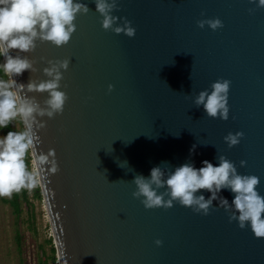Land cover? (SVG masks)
<instances>
[{"label": "water", "instance_id": "water-1", "mask_svg": "<svg viewBox=\"0 0 264 264\" xmlns=\"http://www.w3.org/2000/svg\"><path fill=\"white\" fill-rule=\"evenodd\" d=\"M80 2L91 10L77 18L70 43L37 41L23 54L36 71L15 78L46 79L48 60L71 61L61 82L69 100L62 115L44 118L37 149H54L60 167L51 176L41 169L39 185L58 264H264V239L229 223L223 209L146 210L130 182L162 161L200 168L224 155L239 174L259 177L264 196V9L249 15V0H120L113 14L131 21L136 35L128 38L104 31L92 0ZM214 18L222 29L197 26ZM218 79L231 81L227 121L194 103ZM229 132L244 134L231 149ZM217 195L234 199L229 190Z\"/></svg>", "mask_w": 264, "mask_h": 264}, {"label": "clouds", "instance_id": "clouds-1", "mask_svg": "<svg viewBox=\"0 0 264 264\" xmlns=\"http://www.w3.org/2000/svg\"><path fill=\"white\" fill-rule=\"evenodd\" d=\"M95 12L99 14L102 29L116 35L123 34L134 38L136 29L131 21L117 17L120 0H92ZM255 5L249 8V15L257 9H264V0H249ZM88 4L80 0H0V130L19 123L22 128L7 131L0 137V198H11L22 190L32 191L43 181L41 169H47L49 176L58 174L60 167L54 149L37 154L40 136L46 128L44 118L55 119L63 114L69 100L62 91L63 73L69 69L70 60H48L43 69L46 79L17 82L24 72L36 71L34 61L28 53L35 52L37 41L50 43L56 48L67 46L76 32V20L90 12ZM203 16L204 13H201ZM197 26H207L212 31L224 27L219 18L202 19ZM12 52H16L13 56ZM231 81L218 79L195 96L196 107L203 106L207 117L227 121L229 119L228 94ZM66 87V85H63ZM113 91V86H108ZM32 93L47 94L43 102L38 101ZM243 132H229L224 142L231 149L238 146L243 139ZM196 145L190 150L195 151ZM33 160V167L29 161ZM218 166L205 160L202 167L196 168L191 162L171 168L169 162L162 161L151 169L150 175L135 174L130 182L136 190L134 199L140 201L146 210H168L179 204L191 209L196 214L208 216L211 211L223 209L228 214L229 223L237 222L241 230L250 228L254 237L264 239V196L258 192L259 177L238 173L235 164L224 155H217ZM245 162H240L244 167ZM39 170V171H38ZM163 189V191H161ZM222 190H229L234 199L229 203L218 197ZM207 191L211 195L205 199ZM218 207L213 201L218 200ZM156 240L157 247L162 246Z\"/></svg>", "mask_w": 264, "mask_h": 264}, {"label": "rangeland", "instance_id": "rangeland-1", "mask_svg": "<svg viewBox=\"0 0 264 264\" xmlns=\"http://www.w3.org/2000/svg\"><path fill=\"white\" fill-rule=\"evenodd\" d=\"M13 131L20 130L22 125L14 124ZM0 130V137L4 135ZM33 167V160L31 161ZM30 204H23L19 219L12 209L0 201V264H38L40 257L50 255L49 239L53 233L44 199L35 197L34 190L29 191ZM22 235V251L18 248L16 232ZM49 264H58L49 261Z\"/></svg>", "mask_w": 264, "mask_h": 264}, {"label": "trees", "instance_id": "trees-1", "mask_svg": "<svg viewBox=\"0 0 264 264\" xmlns=\"http://www.w3.org/2000/svg\"><path fill=\"white\" fill-rule=\"evenodd\" d=\"M0 63H3L2 57H0ZM0 75H2V73H0ZM13 126L14 124L10 125L8 128H5L3 131L4 135L7 133V131H13V128H14ZM31 161L32 159H30L29 161L30 167H31ZM34 193H35V197L42 199L43 196H42L40 186L34 189ZM29 196L30 194L28 190H22L19 193H14L11 198H0V201L3 204L8 205L12 209V212L15 215V217L19 219V217L21 216L23 212L22 205L30 204ZM16 241L18 243L19 250L22 251V235L19 231L16 232ZM48 243L51 246L50 255L46 256L45 252H42V255L44 256V258L40 257L38 264H49V261H52L53 263L57 262L56 249L54 246L53 237L49 239Z\"/></svg>", "mask_w": 264, "mask_h": 264}]
</instances>
